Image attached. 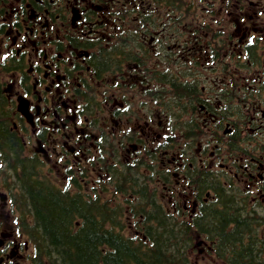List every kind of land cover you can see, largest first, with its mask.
Returning <instances> with one entry per match:
<instances>
[{
    "label": "flooded vegetation",
    "instance_id": "flooded-vegetation-1",
    "mask_svg": "<svg viewBox=\"0 0 264 264\" xmlns=\"http://www.w3.org/2000/svg\"><path fill=\"white\" fill-rule=\"evenodd\" d=\"M243 12L240 10L234 17L236 35L241 31L237 43L240 47L247 41L260 39L251 36L256 30L253 26L264 18L254 9L244 20ZM112 14L108 6L101 5V0H7L0 3V124L11 121V128L17 133H28L39 145L35 151L37 156L42 155L47 161L55 157L53 167L84 165L91 160L90 152L95 149V143L90 138L96 141L97 137L79 128L78 107L70 91H79L82 85L90 86V74L95 76L94 82L103 77L105 69L101 64H110L112 53L110 48L100 46L108 31L103 20ZM260 32L264 36V29ZM250 75L260 76V73L238 71L233 79L225 72L209 70L205 77L209 88L221 95H209L204 100L206 114L217 120L218 112H225L221 119H230L232 128L229 135L217 132L206 141L214 142L215 149L208 158L206 147L199 148L196 153L198 163L206 167L207 172L199 179L203 184L194 199L190 197L191 185L188 184L196 180L190 174L192 162L181 156V146L170 156L169 151L160 153V170L166 166L174 177L172 184L162 181L163 188L170 194L174 212L188 214L190 218L195 216L201 208L198 198L203 188L223 186L213 176L217 166L224 168L220 173L224 183L233 184V175L247 185L250 191L244 196V203L254 204L258 196L263 199L264 112L258 116V111H254L245 122L246 113L240 107V102L253 96H246L249 87L245 85V78ZM176 82L179 88V81ZM219 103L223 106H218ZM251 107L259 109L261 105L257 106L254 101ZM9 112L10 115L5 116ZM207 120L205 118L204 122ZM176 123L186 124L190 136L195 134L197 120L193 117L186 121L178 118ZM246 130L250 134H245ZM78 132L81 135L78 136ZM222 143L229 149L224 151ZM171 164L175 172L171 171ZM14 184L19 185L18 179ZM3 187L0 180V235L4 233L3 219L12 218ZM204 202H207L205 198ZM4 235L0 240V264H21L31 256L29 243L21 235L14 230Z\"/></svg>",
    "mask_w": 264,
    "mask_h": 264
},
{
    "label": "trees",
    "instance_id": "trees-1",
    "mask_svg": "<svg viewBox=\"0 0 264 264\" xmlns=\"http://www.w3.org/2000/svg\"><path fill=\"white\" fill-rule=\"evenodd\" d=\"M151 1L179 11V21L198 10L192 11L185 0ZM225 2L229 6L231 0ZM146 55H151L148 48ZM125 56L128 61H139L136 55ZM101 66L107 70L109 64L102 62ZM153 78L165 89L169 87V93L156 91L152 96L160 100L168 96L170 112L176 96L182 100L178 107L184 114L187 101H199V91L189 86L193 84L180 85L179 95L177 79L171 80L159 69ZM0 146L18 179L19 204L26 215L23 231L34 244L35 264H193L189 252L198 235L212 243L215 257L223 264H264V237L259 235L262 221L229 193L217 191L221 204L206 217L193 223L178 222L165 211L155 192L143 185L137 170L112 168L106 183L91 191L76 181L63 187L45 175V166L36 156H25L21 140L1 124ZM131 192L136 195L130 197Z\"/></svg>",
    "mask_w": 264,
    "mask_h": 264
},
{
    "label": "rangeland",
    "instance_id": "rangeland-1",
    "mask_svg": "<svg viewBox=\"0 0 264 264\" xmlns=\"http://www.w3.org/2000/svg\"><path fill=\"white\" fill-rule=\"evenodd\" d=\"M187 4L190 1H195V2H191V5L193 6L192 11L197 10V13H195L193 19H189L187 21H184L182 23H187L190 24L192 22L195 23H202L203 25H210V28L215 29L216 31L221 30L222 31V35L216 39L217 42H221L222 39L223 41H226V39L229 36V33L233 34L235 33V29L236 26L234 24V13L236 11V8L239 7V5L241 4H237L235 7L232 8L233 14L231 16L226 15L225 12H218V8H220L221 6L219 5V3H215V15H213L211 13L210 10H207L203 4L208 5V3L205 2H199L200 0H186ZM213 1V0H212ZM242 5L245 7L244 13L249 15L250 14V9H253L254 6L253 4H256L258 0H241ZM199 2V3H198ZM219 2H221V0H219ZM198 3V4H197ZM197 5L199 6V8H197ZM261 5L264 6V0H262ZM231 11V10H229ZM213 15V16H212ZM195 27L199 26V24H195L193 25ZM187 29L191 28L192 26L186 25L185 26ZM260 48L262 50V53L264 54V39H261V44H260ZM156 59V56L154 57L153 61ZM137 92H133L130 94V96H135L134 101H136V103L134 102H128L126 103L127 105H131V109L132 112L130 113V119H132V122H127V126H125L123 124V128H116V132L117 133V139L114 141H111V146L113 148H116V151L119 153L121 158H118L117 164L119 167H122L123 164L122 163H126L131 165L132 163H134V161H137V167L140 170L142 175H145L147 177L151 176L153 177L155 180L158 178L159 173L156 172L158 170V165H159V160H154L151 158V156H155L157 155V157L160 156V152L156 151V147L157 145H159L160 143H162L164 141V135L167 133V131H165V126H164V118L162 119V117H160L159 119H162V121H160V127L157 130V135L155 134H150L149 133V129L146 127L144 120H140L142 115H145L146 112V106H141L140 105V101L141 98L140 96L136 95ZM146 99V98H144ZM138 100V101H137ZM147 103L149 102V100H147ZM151 105V104H149ZM125 106V107H126ZM152 113L154 116L152 118H150L151 124H153L154 122L156 123L158 120L156 119L157 117L155 116L156 114V108L152 107L150 110L148 111V114ZM158 114V113H157ZM136 118H139V121H137ZM127 127L130 129L131 133L133 135H135L137 138L141 137L144 141V145H142V147L140 146L141 144H139L136 140L133 141H128L127 138L124 137V134L126 133V129ZM246 134V132H245ZM120 135V136H119ZM135 144L136 148L134 150H129L132 152V156L134 155V158H130L128 157L129 153L127 148L132 145ZM139 147V148H138ZM127 150V151H126ZM139 151V153H138ZM138 153V154H137ZM135 154L137 155V157L135 158ZM106 162H110L111 159L109 158V155H107L105 157ZM127 159H129L127 161ZM141 160L143 163L145 164H149L152 166V168L148 169L146 165H141L138 163V161ZM100 169L98 168H90L87 171V174L89 175V181H90V187H100V180L98 178H100L101 180H104L106 175H105V171H104V167H101L99 165ZM62 172V170H59ZM45 172H48L51 174V177L54 178V180L56 181L57 184L59 185H64L66 186L67 184V180L63 177V174H61V172L56 173L54 171L49 170L48 167L45 168ZM46 176H48V174L46 173ZM76 176V175H75ZM169 178L171 180H173V178L169 175ZM106 180V179H105ZM149 185V184H148ZM156 181L152 182V184H150V188L154 187L157 190L156 196L160 197L162 196V200H163V205L166 209H169L168 211H173V206H172V202L171 200L169 201V199L167 198V194L166 191H163L162 187L159 184V187L157 188L156 186ZM9 197H10V193H8ZM136 195V193H130V197H134ZM12 211L14 212V207L12 206ZM15 213V212H14ZM185 218V220L188 221L189 216L188 214L185 216H180V218H178L179 220L181 218ZM262 233L264 234V226L262 227ZM206 241L204 237H201L199 239V241ZM197 241V239H196ZM195 241V242H196ZM207 245L205 243H196L195 246L193 247V249L190 250L189 254L192 260L193 264H223L221 261H219L215 255L213 251H209L208 249H206Z\"/></svg>",
    "mask_w": 264,
    "mask_h": 264
},
{
    "label": "bare ground",
    "instance_id": "bare-ground-1",
    "mask_svg": "<svg viewBox=\"0 0 264 264\" xmlns=\"http://www.w3.org/2000/svg\"><path fill=\"white\" fill-rule=\"evenodd\" d=\"M239 202V201H238ZM248 249V248H247ZM251 252V251H250Z\"/></svg>",
    "mask_w": 264,
    "mask_h": 264
}]
</instances>
